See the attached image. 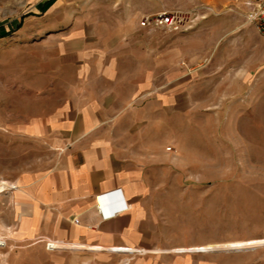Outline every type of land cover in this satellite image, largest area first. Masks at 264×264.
<instances>
[{
    "label": "rangeland",
    "instance_id": "obj_1",
    "mask_svg": "<svg viewBox=\"0 0 264 264\" xmlns=\"http://www.w3.org/2000/svg\"><path fill=\"white\" fill-rule=\"evenodd\" d=\"M47 1L0 0V181L52 165L53 150L21 135L22 125L61 104L82 60L110 63L123 92L149 102L151 126H164L173 254L189 264H264V245L192 250L264 238V33L246 18L264 0ZM159 14L180 26H140ZM19 245L11 241L0 264L49 262Z\"/></svg>",
    "mask_w": 264,
    "mask_h": 264
},
{
    "label": "crops",
    "instance_id": "obj_2",
    "mask_svg": "<svg viewBox=\"0 0 264 264\" xmlns=\"http://www.w3.org/2000/svg\"><path fill=\"white\" fill-rule=\"evenodd\" d=\"M123 86L110 63L84 59L61 104L22 125L21 135L46 143L54 159L42 173L0 181L14 186L0 193L9 243L42 252L47 264H189L167 238L164 126H151L145 96ZM153 103L164 119L165 98Z\"/></svg>",
    "mask_w": 264,
    "mask_h": 264
},
{
    "label": "built area",
    "instance_id": "obj_3",
    "mask_svg": "<svg viewBox=\"0 0 264 264\" xmlns=\"http://www.w3.org/2000/svg\"><path fill=\"white\" fill-rule=\"evenodd\" d=\"M250 9L246 14L247 20L254 24L259 32L264 33V1L250 3ZM141 27L148 28H174L177 29L181 20L178 16L172 14H159L155 16H146L141 18L139 22ZM14 189L13 185L6 186L4 183H0V193L5 191H11ZM97 211L100 213L102 211V205H99ZM9 237L0 232V253L9 248ZM56 244L52 241H47L45 243V248L49 251L53 250Z\"/></svg>",
    "mask_w": 264,
    "mask_h": 264
},
{
    "label": "bare ground",
    "instance_id": "obj_4",
    "mask_svg": "<svg viewBox=\"0 0 264 264\" xmlns=\"http://www.w3.org/2000/svg\"><path fill=\"white\" fill-rule=\"evenodd\" d=\"M261 245H264V238L230 242V243L223 244V245L217 244V245H208L204 247H193L192 250H197V251H207V250H216V249H228V250L237 249L238 250V249H247V248L250 249V248L258 247ZM115 250H127V249L121 248V249H115Z\"/></svg>",
    "mask_w": 264,
    "mask_h": 264
},
{
    "label": "trees",
    "instance_id": "obj_5",
    "mask_svg": "<svg viewBox=\"0 0 264 264\" xmlns=\"http://www.w3.org/2000/svg\"><path fill=\"white\" fill-rule=\"evenodd\" d=\"M53 0H48L47 2H46V4H48V3H51ZM21 26V24H19V27Z\"/></svg>",
    "mask_w": 264,
    "mask_h": 264
}]
</instances>
